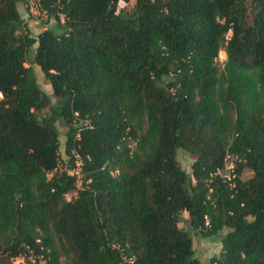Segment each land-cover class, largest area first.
Wrapping results in <instances>:
<instances>
[{"label": "trees", "instance_id": "16d2710c", "mask_svg": "<svg viewBox=\"0 0 264 264\" xmlns=\"http://www.w3.org/2000/svg\"><path fill=\"white\" fill-rule=\"evenodd\" d=\"M122 1L40 0L56 26L33 36L23 0H0V264H202L184 213L221 238L208 264H264V0ZM34 65L58 100L44 118ZM59 119L80 188L48 178Z\"/></svg>", "mask_w": 264, "mask_h": 264}, {"label": "rangeland", "instance_id": "374dc122", "mask_svg": "<svg viewBox=\"0 0 264 264\" xmlns=\"http://www.w3.org/2000/svg\"><path fill=\"white\" fill-rule=\"evenodd\" d=\"M136 2L135 0H131L130 2H120L118 5V12L120 14L124 15H131L134 14L136 11L135 8ZM19 11L21 16L24 19L25 24L30 28L31 33L33 36H37L39 33H41L43 30L47 28H52L56 26V20L55 18H48L47 14L42 15L38 12L33 13L31 11V8L25 1L20 3L18 5ZM36 48V47H35ZM35 48L32 50L31 54L29 55V59L27 62V66L32 64L33 58H34V51ZM225 53L224 51H221V54ZM227 60V57L224 58L221 55L219 56L218 60V66L220 69H223L224 64ZM35 69V73L37 76L38 83L40 84L41 88L49 95L51 98V104L48 106L43 112L39 113L38 116L40 118H44L46 115H51L54 110L57 112V98L53 96L52 87L49 84V82L44 77V74L41 72L40 68L36 65L33 66ZM57 128L59 130V141H60V153L62 158V170L65 169H71L70 163H66L69 161V157L65 153V146H66V140H67V133L69 127L65 124V122L61 119H59L56 123ZM135 146V144H133ZM177 160L180 163L181 167L188 173L192 174V164L195 161V156L191 153L185 151V150H178L177 153ZM67 166V167H65ZM235 169V160L233 158L228 159L226 163V167L223 171H221V175L223 177H231L234 173ZM61 172V171H60ZM253 176V172L249 169H246L242 174V179L244 181H247L251 179ZM188 214L184 213V221L180 224L181 228H184L185 230L189 231L192 234L193 237V247L195 250L196 257L200 260L202 264H208L211 258L214 256H219L222 252V244H221V238L220 237H205L202 234L194 231V229L190 226L188 223ZM227 233V230H224L223 234ZM61 262L63 264H73V260L71 255L66 254L64 251H62L61 256ZM8 262H4V264H7ZM25 264H33L32 261H29L28 259H25ZM11 264H20L19 262L15 260L11 261ZM39 264V263H38Z\"/></svg>", "mask_w": 264, "mask_h": 264}, {"label": "built area", "instance_id": "2783aa9c", "mask_svg": "<svg viewBox=\"0 0 264 264\" xmlns=\"http://www.w3.org/2000/svg\"><path fill=\"white\" fill-rule=\"evenodd\" d=\"M23 1H25L27 3V5L30 6L31 11L33 13L38 12V13H40L42 15H46L47 14V12L42 8L40 0H23ZM76 116H78V114H76ZM73 156H74L75 167L73 169H70V170L69 169H65V170L66 171H70V173L72 175H76L77 176V179H78L77 186H78V188H80L81 187V178H82V161H81L80 156L75 151H73ZM62 167H63V165L59 164L58 168L53 173H49L48 174V178L51 179L56 171H61L62 172L63 171ZM65 167H67V166H65ZM227 178L230 179V177H227ZM77 194H78L77 191H75L73 193H70V194H67L66 195V199L68 201H70ZM36 260L37 259L34 256L31 257V261H32L33 264H38ZM16 261L19 262L20 264H25L24 263L25 259L22 258V257L17 258ZM39 264H46V263L43 261V262H41Z\"/></svg>", "mask_w": 264, "mask_h": 264}, {"label": "bare ground", "instance_id": "6f19581e", "mask_svg": "<svg viewBox=\"0 0 264 264\" xmlns=\"http://www.w3.org/2000/svg\"><path fill=\"white\" fill-rule=\"evenodd\" d=\"M220 55H221L222 57H224V58L227 57L226 53H222V54H221V52H220Z\"/></svg>", "mask_w": 264, "mask_h": 264}]
</instances>
